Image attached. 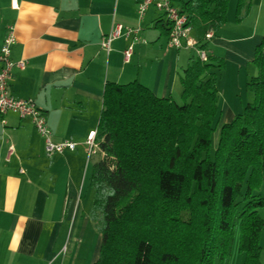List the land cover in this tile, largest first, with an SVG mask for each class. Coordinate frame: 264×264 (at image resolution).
Instances as JSON below:
<instances>
[{"label": "crops", "instance_id": "obj_1", "mask_svg": "<svg viewBox=\"0 0 264 264\" xmlns=\"http://www.w3.org/2000/svg\"><path fill=\"white\" fill-rule=\"evenodd\" d=\"M116 24L138 27L127 60L130 38L102 46ZM9 26L16 38L11 59L25 63L11 70V94L34 99L53 139L76 146L46 156L30 119L13 111L0 117V264H92L101 237L89 217V177L101 152L94 146L88 155L85 140L96 129L104 84L137 80L178 102L192 50L168 46L162 15L150 6L139 16L137 0H0V45ZM263 36L264 0H251L241 21L226 12L208 40L207 54L224 60L216 83L217 128L252 99L245 83L257 72L252 58Z\"/></svg>", "mask_w": 264, "mask_h": 264}, {"label": "trees", "instance_id": "obj_2", "mask_svg": "<svg viewBox=\"0 0 264 264\" xmlns=\"http://www.w3.org/2000/svg\"><path fill=\"white\" fill-rule=\"evenodd\" d=\"M228 2L181 0L199 42L226 21ZM250 9L251 0H236L235 21ZM252 63V99L220 125L214 148L223 58L190 57L180 103L137 80L105 82L93 138L101 156L89 177V217L101 237L92 264H228L236 229L242 264H260L264 36Z\"/></svg>", "mask_w": 264, "mask_h": 264}, {"label": "built area", "instance_id": "obj_3", "mask_svg": "<svg viewBox=\"0 0 264 264\" xmlns=\"http://www.w3.org/2000/svg\"><path fill=\"white\" fill-rule=\"evenodd\" d=\"M153 6L163 17L167 26V45L175 48H190L194 56L201 60H206L207 49L201 47L203 41L209 40L213 36L212 29H209L204 36V40L199 42L192 34L193 27L190 23V15L181 10L174 0H137V12L139 16L143 15L148 7ZM138 27H126L116 24L111 32L106 34L102 41V46L108 50L110 42L120 36L130 38V43L124 50V58L127 60L131 55L132 44L137 38ZM15 32L13 26H9L0 45V117L13 111L20 118H28L32 122L37 132L44 139V153L46 156H52L65 150H74L76 143L71 140H54L52 133L47 125L45 113L40 109L32 98H16L9 88L11 70L14 66L23 67L24 61H13L11 59V45L15 42ZM94 132H90L85 140L87 154L93 152L96 146Z\"/></svg>", "mask_w": 264, "mask_h": 264}, {"label": "rangeland", "instance_id": "obj_4", "mask_svg": "<svg viewBox=\"0 0 264 264\" xmlns=\"http://www.w3.org/2000/svg\"><path fill=\"white\" fill-rule=\"evenodd\" d=\"M235 2H236V0H230V2H228L229 3V6L227 8L228 9V11H227V16L228 17H230V16L234 17L235 16V4H236ZM177 101L179 103L181 102L180 99H178ZM218 129L219 128H217V130ZM215 140H216L215 135H212V148L215 147V144H216ZM257 211H258L259 215L264 220V206L259 207L257 209ZM259 242H260V246H261V252H260V257H259L260 264H264V229L261 232L260 241ZM242 262H243V255L238 252V230L236 229L235 235H234V238H233V243H232V246H231V252H230V255H229L228 264H242Z\"/></svg>", "mask_w": 264, "mask_h": 264}]
</instances>
